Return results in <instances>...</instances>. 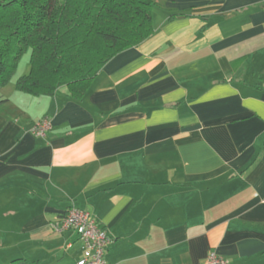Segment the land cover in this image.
Masks as SVG:
<instances>
[{"label": "crops", "instance_id": "crops-1", "mask_svg": "<svg viewBox=\"0 0 264 264\" xmlns=\"http://www.w3.org/2000/svg\"><path fill=\"white\" fill-rule=\"evenodd\" d=\"M153 1L81 101L0 89V264L77 261L51 229L72 206L104 264H264V0Z\"/></svg>", "mask_w": 264, "mask_h": 264}, {"label": "trees", "instance_id": "trees-1", "mask_svg": "<svg viewBox=\"0 0 264 264\" xmlns=\"http://www.w3.org/2000/svg\"><path fill=\"white\" fill-rule=\"evenodd\" d=\"M153 8V0H0V89L29 51L17 91L51 97L63 89L81 101L109 60L152 36Z\"/></svg>", "mask_w": 264, "mask_h": 264}, {"label": "built area", "instance_id": "built-area-1", "mask_svg": "<svg viewBox=\"0 0 264 264\" xmlns=\"http://www.w3.org/2000/svg\"><path fill=\"white\" fill-rule=\"evenodd\" d=\"M49 129V119L43 118L35 122L30 131L36 137H44ZM51 229L58 235L70 231L76 234L81 246V256L76 264H104L103 256L111 240L88 212L78 210L73 206L69 207L64 215L52 222ZM70 247L71 245L67 244V248ZM204 264H226V261L210 253Z\"/></svg>", "mask_w": 264, "mask_h": 264}, {"label": "rangeland", "instance_id": "rangeland-1", "mask_svg": "<svg viewBox=\"0 0 264 264\" xmlns=\"http://www.w3.org/2000/svg\"><path fill=\"white\" fill-rule=\"evenodd\" d=\"M28 60H29V51L24 53L20 60L18 61L16 72L13 74L11 78V82H13L17 77L24 75L28 72ZM63 90V89H61ZM75 260L73 259V256H71V253H60L58 256V259L56 261L54 260H45L43 264H75Z\"/></svg>", "mask_w": 264, "mask_h": 264}]
</instances>
